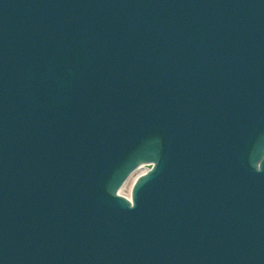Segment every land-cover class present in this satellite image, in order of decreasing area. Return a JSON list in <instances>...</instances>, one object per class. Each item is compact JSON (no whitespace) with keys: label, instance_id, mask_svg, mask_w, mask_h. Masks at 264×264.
<instances>
[{"label":"water","instance_id":"water-1","mask_svg":"<svg viewBox=\"0 0 264 264\" xmlns=\"http://www.w3.org/2000/svg\"><path fill=\"white\" fill-rule=\"evenodd\" d=\"M0 264H264V0H0Z\"/></svg>","mask_w":264,"mask_h":264},{"label":"rangeland","instance_id":"rangeland-1","mask_svg":"<svg viewBox=\"0 0 264 264\" xmlns=\"http://www.w3.org/2000/svg\"><path fill=\"white\" fill-rule=\"evenodd\" d=\"M129 185H130V183L124 187V189L122 191L124 194L127 193V190H128Z\"/></svg>","mask_w":264,"mask_h":264}]
</instances>
